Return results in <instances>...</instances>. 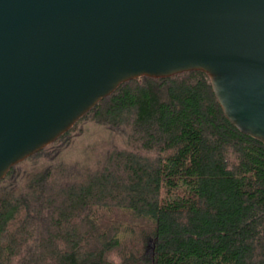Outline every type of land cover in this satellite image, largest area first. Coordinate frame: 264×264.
I'll use <instances>...</instances> for the list:
<instances>
[{"label": "trees", "instance_id": "16d2710c", "mask_svg": "<svg viewBox=\"0 0 264 264\" xmlns=\"http://www.w3.org/2000/svg\"><path fill=\"white\" fill-rule=\"evenodd\" d=\"M264 264V144L199 70L119 84L0 179V264Z\"/></svg>", "mask_w": 264, "mask_h": 264}, {"label": "water", "instance_id": "95a60500", "mask_svg": "<svg viewBox=\"0 0 264 264\" xmlns=\"http://www.w3.org/2000/svg\"><path fill=\"white\" fill-rule=\"evenodd\" d=\"M191 70L264 144V0H0V179L122 82Z\"/></svg>", "mask_w": 264, "mask_h": 264}, {"label": "clouds", "instance_id": "9594fccd", "mask_svg": "<svg viewBox=\"0 0 264 264\" xmlns=\"http://www.w3.org/2000/svg\"><path fill=\"white\" fill-rule=\"evenodd\" d=\"M114 264H120V261L118 258L114 260Z\"/></svg>", "mask_w": 264, "mask_h": 264}]
</instances>
